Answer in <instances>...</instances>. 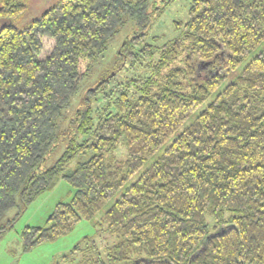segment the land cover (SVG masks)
<instances>
[{"label":"trees","instance_id":"16d2710c","mask_svg":"<svg viewBox=\"0 0 264 264\" xmlns=\"http://www.w3.org/2000/svg\"><path fill=\"white\" fill-rule=\"evenodd\" d=\"M171 1L57 0L18 27L29 0H0V236L62 178L74 189L70 201L56 204L45 227L20 235L24 251L53 242L93 219L149 163L102 217L117 237L108 261L82 264H264V0H189L186 22L175 23L180 34L158 49L141 94L123 90L114 109L77 110L87 138L70 139L43 167L57 120L89 72L81 63L104 53L127 20L140 31L119 55L133 57L131 46L151 55L146 30ZM120 143L126 159L106 160Z\"/></svg>","mask_w":264,"mask_h":264},{"label":"rangeland","instance_id":"374dc122","mask_svg":"<svg viewBox=\"0 0 264 264\" xmlns=\"http://www.w3.org/2000/svg\"><path fill=\"white\" fill-rule=\"evenodd\" d=\"M55 2L57 0H29L26 13L15 22V25L18 27L24 26ZM188 6L189 0H172L161 13L153 18L151 25L146 30L143 41L144 45L151 47V55L143 54L144 52L141 51L142 47L140 46H131L127 49L126 52L133 53V57L119 55L121 45L140 31L137 25L127 20L109 41L104 53L97 56L92 62L85 60L81 63L82 70L88 64L91 65L89 72L81 82L77 93L72 97L69 106L57 120V145L52 149L43 167L52 165L60 157L69 145L70 139L73 138L76 142H80L87 138L88 130L81 131L80 128L77 130L80 125L78 121H74L77 110H81L85 106H89L93 113L95 109H114L115 100L123 90L128 93L129 98L141 94L145 81L154 74V65L158 60V49L180 34V29L176 28L175 23L181 22L184 24L186 22ZM260 48L261 46L255 49L236 71L239 72L259 52ZM117 66L120 67V70L114 73L113 71ZM202 69H204V66ZM166 70L167 68L163 72ZM107 76L110 77L101 91L88 98V89L95 87L98 82ZM227 83L228 80L207 98L185 122V125H188L197 114L204 110ZM168 143L169 141L158 150L153 158L161 153ZM89 155L90 153L76 155L68 164L66 171L73 169L78 162L85 161ZM105 159L125 160V146L120 143L114 151L106 154ZM148 164H145L126 182L115 196L96 213L93 219L78 222L68 234L58 237L53 242L42 243L29 251H24L20 236L22 231L26 227H45L47 218L56 204L69 202L74 194L73 187L64 179L59 178L50 190L40 194L20 213L12 229L0 236V264H82L90 258H101L107 262L109 259L108 249L117 242V237L106 230L105 225L102 223V217L119 195L146 169ZM18 212L19 208L17 207L10 209L5 213L2 220L13 219Z\"/></svg>","mask_w":264,"mask_h":264}]
</instances>
